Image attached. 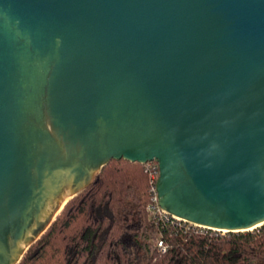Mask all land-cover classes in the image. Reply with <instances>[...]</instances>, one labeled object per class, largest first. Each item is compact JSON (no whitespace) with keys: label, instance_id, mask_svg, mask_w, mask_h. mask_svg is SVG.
<instances>
[{"label":"water","instance_id":"obj_1","mask_svg":"<svg viewBox=\"0 0 264 264\" xmlns=\"http://www.w3.org/2000/svg\"><path fill=\"white\" fill-rule=\"evenodd\" d=\"M122 158L175 217L264 225V0H0V264Z\"/></svg>","mask_w":264,"mask_h":264},{"label":"trees","instance_id":"obj_2","mask_svg":"<svg viewBox=\"0 0 264 264\" xmlns=\"http://www.w3.org/2000/svg\"><path fill=\"white\" fill-rule=\"evenodd\" d=\"M152 173L159 176L155 161L111 160L18 264H264V225L226 233L186 230L151 215Z\"/></svg>","mask_w":264,"mask_h":264},{"label":"built area","instance_id":"obj_3","mask_svg":"<svg viewBox=\"0 0 264 264\" xmlns=\"http://www.w3.org/2000/svg\"><path fill=\"white\" fill-rule=\"evenodd\" d=\"M158 177L159 176H157L156 173L151 174V178H152L151 182H152V184H154V186H153L152 200L148 206V210H149L150 214L161 219V220L167 221V222H174L175 221L180 226L185 227L186 230H190L191 228H204V227L192 224L190 222L184 221L178 217H175L160 207L159 200H158V193H157V189H156V182H157ZM158 248L160 251L166 252L168 249V246L162 240H160L158 242Z\"/></svg>","mask_w":264,"mask_h":264},{"label":"rangeland","instance_id":"obj_4","mask_svg":"<svg viewBox=\"0 0 264 264\" xmlns=\"http://www.w3.org/2000/svg\"><path fill=\"white\" fill-rule=\"evenodd\" d=\"M62 210H63V209H62ZM62 210H61V211H62ZM61 211L57 214V216L61 213ZM57 216L55 217V219L57 218ZM55 219H54V220H55ZM49 227H50V226H49ZM222 233H226V232H225V231H222ZM28 249H29V248H28Z\"/></svg>","mask_w":264,"mask_h":264}]
</instances>
